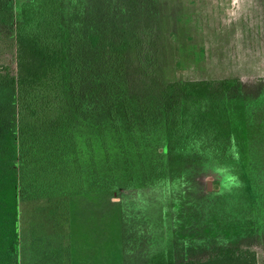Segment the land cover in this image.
I'll return each mask as SVG.
<instances>
[{"label": "rangeland", "instance_id": "obj_1", "mask_svg": "<svg viewBox=\"0 0 264 264\" xmlns=\"http://www.w3.org/2000/svg\"><path fill=\"white\" fill-rule=\"evenodd\" d=\"M61 1L64 24L80 18L86 30L106 26L109 36L127 43L128 118H121L120 102L112 105L132 134L135 166L133 188L116 180V191L76 201L82 212L74 213L79 223H72L71 264H149V256L171 240L212 234L237 240L264 264V0ZM1 29L0 65L7 58ZM225 79L240 83L214 97L231 120L234 152L213 150L204 157L200 144L193 159L168 160L162 151L165 85ZM95 82L105 91L101 75ZM97 109L92 118H81L77 139L95 137L88 123H111ZM110 134L105 147L112 151ZM25 218L35 221L36 231L48 228L33 212Z\"/></svg>", "mask_w": 264, "mask_h": 264}, {"label": "trees", "instance_id": "obj_2", "mask_svg": "<svg viewBox=\"0 0 264 264\" xmlns=\"http://www.w3.org/2000/svg\"><path fill=\"white\" fill-rule=\"evenodd\" d=\"M73 18L63 23L61 0H0L7 43L0 65V264H71L72 223H79L74 213L82 212L76 201L116 191V180L133 188L132 134L127 124L120 126L112 105L113 99L120 102L121 118H128L127 43L109 36L106 26L88 31L80 18ZM96 75L105 91L97 87ZM237 85V80L165 85L162 151L168 160H191L200 144L204 157L213 150L234 152L231 120L214 97ZM215 86L220 91H213ZM97 108L111 123H88L95 137L77 139L81 118H92ZM109 131L112 151L105 147ZM117 135L126 136L125 141ZM27 211L40 219L38 225L45 221L47 230L36 231L31 218L24 222ZM228 240L216 234L171 240L148 261L256 264L254 252ZM195 252L204 255L194 258Z\"/></svg>", "mask_w": 264, "mask_h": 264}, {"label": "flooded vegetation", "instance_id": "obj_3", "mask_svg": "<svg viewBox=\"0 0 264 264\" xmlns=\"http://www.w3.org/2000/svg\"><path fill=\"white\" fill-rule=\"evenodd\" d=\"M226 80H230V79H225V80H223V81H226ZM240 84V83H239ZM231 102V101H230ZM228 106H230V103H229V105L228 104H226V106L224 105V107L226 108H229ZM233 141H234V137L233 138H231ZM208 185V184H207ZM209 186V185H208Z\"/></svg>", "mask_w": 264, "mask_h": 264}, {"label": "water", "instance_id": "obj_4", "mask_svg": "<svg viewBox=\"0 0 264 264\" xmlns=\"http://www.w3.org/2000/svg\"><path fill=\"white\" fill-rule=\"evenodd\" d=\"M208 185H209V183H208Z\"/></svg>", "mask_w": 264, "mask_h": 264}]
</instances>
